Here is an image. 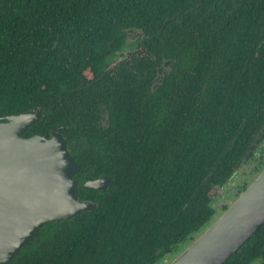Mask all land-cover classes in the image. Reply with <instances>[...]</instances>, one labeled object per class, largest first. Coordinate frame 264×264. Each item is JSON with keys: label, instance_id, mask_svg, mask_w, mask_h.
<instances>
[{"label": "trees", "instance_id": "16d2710c", "mask_svg": "<svg viewBox=\"0 0 264 264\" xmlns=\"http://www.w3.org/2000/svg\"><path fill=\"white\" fill-rule=\"evenodd\" d=\"M253 3L259 21L251 13L236 27L196 38L171 21L183 0H0V117L104 86L107 75L89 87L124 32L151 38L160 60L172 52L184 70L157 102L160 112H146L142 129L114 121L140 142L135 157L112 171L96 209L45 227L12 264H156L212 220L210 192L235 173L264 126V34L255 36L264 28V0ZM168 32L178 34L162 51ZM219 50L222 59L241 61L239 72L208 74ZM205 67L202 81L196 68ZM121 84L100 98L125 115L118 94L134 89ZM82 107L98 109L91 101ZM256 261L264 263V228L225 264Z\"/></svg>", "mask_w": 264, "mask_h": 264}, {"label": "flooded vegetation", "instance_id": "af4514ba", "mask_svg": "<svg viewBox=\"0 0 264 264\" xmlns=\"http://www.w3.org/2000/svg\"><path fill=\"white\" fill-rule=\"evenodd\" d=\"M183 3L180 11L174 14L171 21H176V25L181 26L182 34L194 33L196 38L208 33L214 34L222 28L236 27L239 18L247 21L246 18L251 13L256 16V21H259L257 11L259 8L248 7V5H256L253 0H183ZM187 15H192L194 19L185 20ZM209 22L211 26L201 28L202 23ZM259 28L261 33L257 32L254 35L261 37L264 28L261 26ZM174 34L178 33L168 32L165 35L167 38L164 40L162 51L169 49ZM118 38L121 40L113 49L112 43L110 44L106 56L107 65L102 76L89 85V87L93 86L107 75L104 86L94 90L78 88L66 91L64 100L61 97L64 92L60 93L56 100H52L49 108L44 106L38 109L42 112L40 125H35L32 128L33 133L30 134V137L44 136L47 133L63 136L67 142L68 152L80 167L73 177L77 182L75 194L79 200L95 206V202L106 195L113 185V179L110 177L112 171L120 170L127 160L135 157V145L140 142L139 139L135 140L134 133L130 131L131 135H129L125 131L123 123L114 121L130 120L136 124V129H142L141 124L144 123L142 120L146 119V112L153 115L160 112L157 102L160 101V97L166 99L168 85L173 87L176 74L181 70L184 71L183 68L175 66L176 54L171 52L168 56H162L160 60L151 38L138 31L124 32ZM220 52L222 50L215 51L214 63L209 62L208 74L227 70L233 73L239 72L241 61L233 63L232 59L227 57L222 59ZM238 52V49H235V53ZM207 70L205 67L201 72L196 68V78L203 81ZM169 79L171 81H168ZM122 82L130 86L129 90L134 89L128 94H118L120 103L117 107L128 109L125 115H123L125 111L111 110L101 103L100 98L110 92L117 94L118 92L113 89L122 85ZM122 96L128 97V100L125 97L121 99ZM57 100L58 103L54 105ZM89 101L92 102V106L98 107L96 111L89 112L82 107ZM160 127L162 128V124ZM252 146L247 158L242 160L235 173L224 184L210 192V207L214 211L212 219L236 200L264 170V126L259 130ZM234 182H238V185L232 194L215 197V200H219L221 204L214 206L213 195ZM96 183L97 188H94Z\"/></svg>", "mask_w": 264, "mask_h": 264}, {"label": "water", "instance_id": "95a60500", "mask_svg": "<svg viewBox=\"0 0 264 264\" xmlns=\"http://www.w3.org/2000/svg\"><path fill=\"white\" fill-rule=\"evenodd\" d=\"M41 118L40 110L0 117V264H12L45 227L96 208L75 194L80 167L63 136L30 137ZM262 228L264 170L226 210L156 264H225Z\"/></svg>", "mask_w": 264, "mask_h": 264}, {"label": "rangeland", "instance_id": "374dc122", "mask_svg": "<svg viewBox=\"0 0 264 264\" xmlns=\"http://www.w3.org/2000/svg\"><path fill=\"white\" fill-rule=\"evenodd\" d=\"M237 185H238V182H234L233 184H230L226 189L221 190V191H218L217 193H215L213 195V198H214V206L221 204L219 200L218 201L215 200L216 199L215 197H218L220 195H225V196L226 195H231L232 192L235 190V188H236ZM253 264H264V263H261L260 261H256Z\"/></svg>", "mask_w": 264, "mask_h": 264}]
</instances>
